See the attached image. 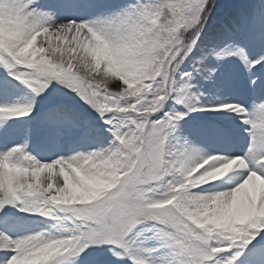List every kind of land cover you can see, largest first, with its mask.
<instances>
[{
    "label": "snow or ice",
    "instance_id": "snow-or-ice-1",
    "mask_svg": "<svg viewBox=\"0 0 264 264\" xmlns=\"http://www.w3.org/2000/svg\"><path fill=\"white\" fill-rule=\"evenodd\" d=\"M88 6L98 8L94 18L57 21L67 3L45 8L38 0H0V67L37 95L53 82L75 92L103 124L61 108L54 113L82 137L102 142L111 134L107 147L49 161L36 159L26 142L0 150V264H78L81 254L93 251L131 264H264V99L250 108L234 100L186 104L185 112L167 106L170 99L186 103L191 84L184 77L191 73L176 74L194 49L201 50L194 71L209 57H236L250 73L257 65L264 70V5L240 7L223 18L208 44L203 34L215 0ZM41 34L66 44L38 45ZM208 72L212 79L216 68ZM32 109L0 104V119ZM196 111L237 114L248 126L246 147L202 153L189 151L187 138L188 147L172 146L178 122ZM5 131L0 128V135ZM215 131L223 139L230 135L226 125ZM222 168L221 175L205 179ZM235 170H241L235 183H209ZM205 184L218 190L200 188ZM9 206L71 226L57 234L14 236ZM145 232L155 246L139 240ZM160 249L165 252L157 258Z\"/></svg>",
    "mask_w": 264,
    "mask_h": 264
},
{
    "label": "rangeland",
    "instance_id": "rangeland-1",
    "mask_svg": "<svg viewBox=\"0 0 264 264\" xmlns=\"http://www.w3.org/2000/svg\"><path fill=\"white\" fill-rule=\"evenodd\" d=\"M62 3H67L69 7L61 10V12L57 15V21L65 18H94L98 8L89 7L88 5H110L116 7L127 3V0H38V4L45 8ZM73 4L77 6L72 7L71 5ZM261 5H264V0H215V7L209 16L208 24L206 25L207 31L203 34V43L208 44L210 42L211 38L217 31L219 22L223 18L231 15L236 9L240 7L256 9ZM45 42H50L53 47H55L57 43H60L62 48L66 44L64 41H57L55 38L45 34H41L37 37L38 45ZM62 54L65 57L67 56V53ZM200 55V49L193 50L189 59H186L184 63L181 64L180 69L176 74L178 79L181 77L183 72H190V79L188 77H184V79L190 82L202 69L215 67L217 70V68L220 67L215 76L218 74L222 75L226 80L225 84H228V82L231 83L240 81L241 77L246 76V87L248 91L250 88L251 96L257 95L258 92L264 89V78L258 81V78L253 76L256 71L258 74H264V70H260L259 65L257 66V69L251 73L243 65V69L237 70L234 74L239 62L236 57H229L221 61H217L214 57H209L202 65L197 61L199 70L194 71L193 62L196 60V57ZM253 78L256 79V85L252 84ZM208 85L210 88L205 91V94L213 96L215 93L214 89L216 88V83L213 79H211ZM73 100H75V102H73ZM233 100L236 101V99L232 98L231 95L222 94L220 99H215L213 102L218 103L221 101ZM0 104H33L32 112L28 115H19L0 119V128H7V131L0 135V147L3 145L10 147L13 144H23L26 142V150L36 159L41 161L50 158L52 153H55L70 144H75V146L83 145L82 151H87L90 148L102 147L103 145L107 147L108 142L111 140L110 133L102 142L95 138L89 139L82 137L80 130H77L71 124L63 122L60 117L55 115L54 109L61 108L68 114L79 117L82 120L87 119L94 125L99 126L103 124V121L100 119L98 114L88 104L81 100L75 92H69L61 88L55 82H53V86L50 90L37 95L31 88L24 85L20 81L13 79L6 70L0 67ZM180 105L181 104L176 103L175 100L170 99L167 106L168 108L175 107L177 110L182 112L187 111V107L185 105L183 107H180ZM53 121H56V123L54 124ZM234 122L236 123L237 120H234ZM225 125L230 131V146L237 147L238 137L233 135V128L230 121L229 123H225V121L221 120L218 115L209 116L200 111L188 112V115L185 116L183 120L178 122L177 131L171 138V144L177 148L188 147V145H184L183 142L184 139L187 138L190 143V138L193 132H202L203 134L205 133V136L209 133L207 132L208 130H215L216 127ZM195 126H201V128H189ZM73 130L75 131V135H72ZM237 131L239 132L241 130L237 129ZM191 150L192 148L189 149V151ZM46 174L47 173H45V175ZM55 174L57 176L59 174L58 167L55 169ZM215 182L216 181L209 183L213 184ZM162 192L163 189H158L156 195L160 196ZM9 207H12L9 230L10 234L14 236H24L41 231H45L48 234H57L58 230H60L62 226H71L70 222L66 219L57 222L56 220H52L38 214L23 212L17 207ZM58 215L67 216L69 213L60 212ZM146 237L147 239H145ZM256 239H259V236H257ZM256 239L252 240L251 244H255ZM139 240L145 241L151 246H155L157 243V241L152 237L151 232H145ZM250 246L251 245H249V247ZM164 252V249H160L157 253H154V256L161 258V253ZM2 255L3 253L0 252V256ZM172 258V254L168 252L167 259ZM78 264H131V262L127 259L116 260L111 256V253L107 251L103 253L93 251L87 255L81 254Z\"/></svg>",
    "mask_w": 264,
    "mask_h": 264
},
{
    "label": "bare ground",
    "instance_id": "bare-ground-1",
    "mask_svg": "<svg viewBox=\"0 0 264 264\" xmlns=\"http://www.w3.org/2000/svg\"><path fill=\"white\" fill-rule=\"evenodd\" d=\"M258 66V65H257ZM208 68L202 69L198 75L193 78L189 83L191 84V87L188 90V95L186 97V103L181 104L180 107H183L186 104H192V105H199V106H205L210 102H213L215 99H220L222 97V94L224 95H231L232 98L236 99V102L245 104L246 107H251L253 102H259L261 99H264V95H261V91L258 92L257 95L251 96L250 95V88L249 91L246 87V76L241 77L240 81L237 82H231L228 84H225V79L222 75L217 74L220 67L217 68L216 73L212 75L213 81L216 83V88L214 89L215 93L213 96H208L205 94V91L209 89V83L211 79H207L206 77L209 76ZM243 69V64L238 62L237 69L234 71V74L237 70ZM256 71L253 75L256 76L258 81L262 78H264V74H258ZM220 119L225 121V123H229V121L232 124L233 128V135L238 137V146L232 147L229 143L230 137L227 139H223L220 136L216 134V131L213 129L208 130V134L204 136L202 132L197 133L193 132L190 138V144L192 146V149L194 148L197 152L202 153H215V152H221L223 150H227L230 152H240L242 151L247 144V132L245 129L248 127L247 125H242L240 118L237 114L234 112H227L225 111L223 116H220ZM234 120H237L235 123ZM189 128H195L199 129L201 126H195V127H189ZM237 129H240L241 131H237ZM194 130V129H193ZM74 130L72 131V135L74 134ZM206 132V133H207ZM4 145L0 147V150L4 149ZM102 147H105L104 145ZM83 145L75 146V144H70L55 153H52L50 158L45 159L44 161H49L51 159H55L57 156L60 155H71L74 152L82 151ZM43 157V156H42ZM44 159V157H43ZM43 161V160H42ZM58 167V166H57ZM59 169V167H58ZM241 176V170H235L232 173H229L227 177L221 178V180L216 181L212 185H222L227 184L231 185L235 183ZM200 188L209 189V190H218L217 187L209 188V184L202 185Z\"/></svg>",
    "mask_w": 264,
    "mask_h": 264
},
{
    "label": "clouds",
    "instance_id": "clouds-1",
    "mask_svg": "<svg viewBox=\"0 0 264 264\" xmlns=\"http://www.w3.org/2000/svg\"><path fill=\"white\" fill-rule=\"evenodd\" d=\"M224 171H225V169H223V168L220 169V170H217V171L211 173L208 177H205V179L214 178V177H216L218 175H221Z\"/></svg>",
    "mask_w": 264,
    "mask_h": 264
}]
</instances>
